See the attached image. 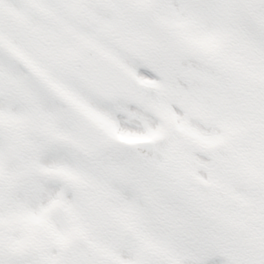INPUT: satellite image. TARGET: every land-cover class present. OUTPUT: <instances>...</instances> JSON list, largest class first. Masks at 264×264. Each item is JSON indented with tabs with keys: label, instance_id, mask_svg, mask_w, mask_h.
Instances as JSON below:
<instances>
[{
	"label": "snow or ice",
	"instance_id": "6c2138e0",
	"mask_svg": "<svg viewBox=\"0 0 264 264\" xmlns=\"http://www.w3.org/2000/svg\"><path fill=\"white\" fill-rule=\"evenodd\" d=\"M0 264H264V0H0Z\"/></svg>",
	"mask_w": 264,
	"mask_h": 264
}]
</instances>
